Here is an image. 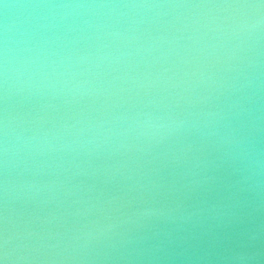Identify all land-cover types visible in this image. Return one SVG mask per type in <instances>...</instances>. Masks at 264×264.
<instances>
[{
    "label": "water",
    "instance_id": "95a60500",
    "mask_svg": "<svg viewBox=\"0 0 264 264\" xmlns=\"http://www.w3.org/2000/svg\"><path fill=\"white\" fill-rule=\"evenodd\" d=\"M0 264H264V0H0Z\"/></svg>",
    "mask_w": 264,
    "mask_h": 264
}]
</instances>
